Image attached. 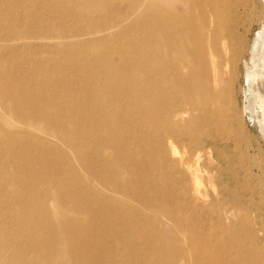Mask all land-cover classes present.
I'll return each instance as SVG.
<instances>
[{
    "label": "bare ground",
    "instance_id": "bare-ground-1",
    "mask_svg": "<svg viewBox=\"0 0 264 264\" xmlns=\"http://www.w3.org/2000/svg\"><path fill=\"white\" fill-rule=\"evenodd\" d=\"M254 8L0 0V264H264L256 241L224 258L230 207L201 203L205 155L238 181L243 154L220 146L238 149L234 56ZM248 50L264 83V26Z\"/></svg>",
    "mask_w": 264,
    "mask_h": 264
},
{
    "label": "rangeland",
    "instance_id": "rangeland-1",
    "mask_svg": "<svg viewBox=\"0 0 264 264\" xmlns=\"http://www.w3.org/2000/svg\"><path fill=\"white\" fill-rule=\"evenodd\" d=\"M262 1L264 2V0H251L255 7V19L247 39L238 44L241 52L234 56L237 63L236 71H234L236 106L233 109L235 116L231 120V127L235 132L231 139L237 142L238 149H233L235 146L233 141H229L228 145L220 146V151L224 157L235 154L236 151L243 154L240 156L234 171L238 178L237 183L234 184L229 180L228 170L227 172L225 170L217 171L218 162L209 163L206 155L202 160V166L214 168L211 175L212 177L215 175V179L214 184H207L206 177L208 174L202 172L201 188L205 195L201 203L205 202L209 207L213 203L223 201L225 205L230 207L227 214L219 217L226 227L220 233L223 246L227 247L223 251L224 258L237 253L241 247L243 248L251 241L260 244L262 247L261 256L264 258V97L258 103L260 100H256L255 96H250L252 95L251 92L253 94L258 92L264 96V83L262 82L263 79L260 78V81H257V72L254 74L257 78L253 79L254 76L249 75L252 72L251 68L247 67L249 71L246 68V62L251 60H248L251 54V51L248 50L249 45L252 44L264 26V17L260 13L262 10L264 11V7L261 6L264 5ZM47 40L46 42H52V39ZM247 63L251 64V62ZM255 70L264 73L262 67ZM250 99L252 103L249 101ZM179 149L181 150L182 147L179 146ZM211 156L216 159L212 152ZM203 203L202 205H205ZM199 212L207 224L214 222L216 217L218 218L215 215H206L205 209H201Z\"/></svg>",
    "mask_w": 264,
    "mask_h": 264
}]
</instances>
